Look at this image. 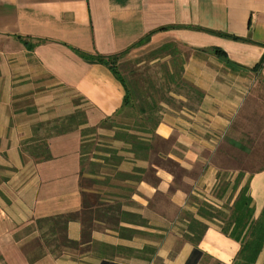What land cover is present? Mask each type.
<instances>
[{
  "label": "crops",
  "instance_id": "1",
  "mask_svg": "<svg viewBox=\"0 0 264 264\" xmlns=\"http://www.w3.org/2000/svg\"><path fill=\"white\" fill-rule=\"evenodd\" d=\"M167 45L174 53L151 64L179 67L203 98L169 83L157 124L140 129L141 102L125 106L110 68L82 54L127 65ZM263 58L264 0H0V264H234L241 244L198 210L232 208L248 183L262 216V158L237 188L239 170L224 176L218 158L237 132L262 138L264 67L253 70ZM78 110L87 125L50 136L49 159L24 151L47 138L38 125ZM92 136L114 154L100 146L86 175ZM195 222L207 226L197 246Z\"/></svg>",
  "mask_w": 264,
  "mask_h": 264
},
{
  "label": "trees",
  "instance_id": "2",
  "mask_svg": "<svg viewBox=\"0 0 264 264\" xmlns=\"http://www.w3.org/2000/svg\"><path fill=\"white\" fill-rule=\"evenodd\" d=\"M145 41L147 40H144V42ZM173 47H174L173 45L164 46L159 50L155 51L154 53L150 54V56L152 57L154 56L156 58L159 56V54L163 52H170ZM175 50L177 49L175 48ZM171 53H174V50L171 51ZM176 53L178 54V51ZM214 53H216V55H219L221 57H225V53L219 49H215ZM82 58L89 63H98L110 68L114 76L118 79V81L121 82V84L126 90V98L124 103L125 106H128L132 102V100H139L141 102L140 105L138 106L139 112L148 113L150 116L148 117V119H144L143 123L141 124L137 123V127L140 129H144L146 125L155 126L157 124L156 118H154L153 115L160 111V104L163 103L164 101H167L168 94L171 91L169 88V83L176 84L177 88L179 87L188 88V90L194 94V96L197 98L198 101H201V99L203 98V94L199 90L189 86L182 78V76H180V70L178 69L179 67L177 68V71L174 74H169L167 72V80L169 81L167 85L158 88L154 84H152L147 89L146 92L144 91L143 93L140 94L136 93V95L133 98V94L129 87L128 81L126 80V78H124L122 74H120V72L117 69V64L120 59V56L104 58L102 56H90V55L82 54ZM133 62H135L138 65L139 63H141L140 60H135ZM133 62H130L128 64H132ZM263 67H264V58L254 68L253 71L259 72ZM181 71H184L183 67ZM54 125H55L54 127L47 130L48 132L47 138L45 139L34 138L24 143L22 146L24 148V151H29L31 149L32 156L36 160L38 161L47 160L50 158L48 145H47V139L50 136L64 135L72 130L86 126L87 122L84 112L78 110L74 115L62 121H57L54 123ZM44 126H45L44 124L38 125L36 131ZM94 131H95L94 129L86 128L82 131V136L85 138ZM31 143L32 144L35 143V145L29 146ZM82 152H83L82 154L85 157H87L88 153H86L85 147L82 149ZM108 152L114 154L112 150H108ZM242 179H243V175L240 174L236 182V188H237V184ZM198 214L200 217H202L207 221L218 222L220 224L219 225L220 230L224 235L238 241L241 244V250L234 264L257 263V259L264 248V211L262 213V216L257 221H255L253 218L254 217L253 199L250 195V188L248 183L242 188L232 208L226 210H219L210 204L202 203L199 207ZM75 218H76L75 216H68L65 218V220L70 221ZM191 228L192 229L194 228V230L196 229L195 230L196 233L193 234V237L191 238V242L197 246V244L202 239L207 226L204 224H200L199 222L198 223L195 222V224L192 225ZM66 244L69 246H76L75 243L70 241H67ZM201 255H202L201 252L198 249H196L192 255V260H195L194 262H196L197 259L201 257Z\"/></svg>",
  "mask_w": 264,
  "mask_h": 264
},
{
  "label": "rangeland",
  "instance_id": "3",
  "mask_svg": "<svg viewBox=\"0 0 264 264\" xmlns=\"http://www.w3.org/2000/svg\"><path fill=\"white\" fill-rule=\"evenodd\" d=\"M154 58V56L140 58L138 59L141 61L139 65L135 62L128 65H119V63L117 64L118 71L128 81L129 87L133 94V98L136 93L140 94L144 91L146 92L152 84H154L158 88H161L162 86H165L169 83V81L167 80V69L165 67V64H162L161 62L151 64V61ZM171 88L173 87L171 86ZM189 92L190 91L188 90V88H182V93L186 94ZM54 126V124L48 126L45 125L43 128L44 130H49ZM261 134L262 138L260 140H256L253 137V130L251 133H249V135L252 136L250 138L240 137L241 135L240 133L238 135V132L235 134V136L232 137V141L226 145L223 153L220 154L218 158L219 163H222V166L227 169L225 172H223L224 176L226 174H231L233 170H239L238 172H240L241 175L253 174L258 171L256 170V168L260 165L258 166V164H256V161L260 160V158H262V160L264 161V127ZM88 141L89 144L86 149V151L88 152V156L85 161L86 166L84 169L86 175L90 172H93V167H89V162H91V160L96 157L95 154L100 153L101 150H103L105 147H110V141L103 140L98 136H92L88 139ZM258 141L262 143V148L260 149L255 147V143H257ZM100 146H104V148ZM106 148L104 150L108 151V149ZM259 150H261V155H259L258 153L256 154V151ZM262 166L264 167V163L262 164ZM229 169H231L232 171ZM89 184H91L89 181L85 182V185L88 186Z\"/></svg>",
  "mask_w": 264,
  "mask_h": 264
}]
</instances>
